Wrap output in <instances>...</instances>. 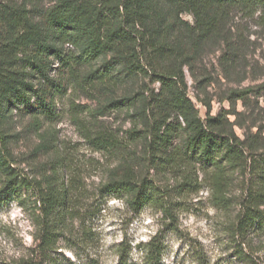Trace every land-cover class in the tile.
<instances>
[{
    "label": "rangeland",
    "instance_id": "rangeland-1",
    "mask_svg": "<svg viewBox=\"0 0 264 264\" xmlns=\"http://www.w3.org/2000/svg\"><path fill=\"white\" fill-rule=\"evenodd\" d=\"M58 0L28 2L31 17L44 22L45 12ZM25 0H0V10L17 9ZM164 4L170 18L173 8ZM0 12V46L11 36ZM5 20V19H4ZM179 20L194 25L191 14ZM180 24L171 42L184 57L188 95L202 118L208 111L222 117L228 133L244 142V147L264 150V12L238 7L207 41L195 46L196 34ZM67 51L78 53L72 47ZM113 62L106 55L83 67L82 76ZM51 77L65 91L56 94L57 115L45 119L39 132L31 126L32 116L18 109L6 115L0 129L8 136L14 166L32 180L43 181L58 169L59 178L72 191L73 214L65 220L58 252L43 256L37 250L39 204L33 192L21 198L0 201V264H13L30 258L33 264H118L122 249L130 252L131 264H145V246L154 237L164 246L163 264H264V220L244 238L237 234L243 176L231 174L229 204L218 203L201 163L179 171H163L161 162L148 159L145 131L153 113L162 118L171 109V96L162 84L143 74H132L117 64L111 76L115 85L80 84L53 58ZM173 60L171 64H174ZM35 80V79H34ZM40 88H48L36 80ZM51 97V95H49ZM135 97L130 108L107 107L113 100ZM36 100V98H35ZM173 112V113H172ZM141 132L139 135L132 131ZM112 133L122 141L116 149H103L94 138ZM44 136L58 150H35ZM141 136V137H140ZM138 137V138H137ZM181 132L174 145L183 146ZM124 163L138 175L151 180L153 201L135 213L125 196L101 193L111 172Z\"/></svg>",
    "mask_w": 264,
    "mask_h": 264
},
{
    "label": "trees",
    "instance_id": "trees-1",
    "mask_svg": "<svg viewBox=\"0 0 264 264\" xmlns=\"http://www.w3.org/2000/svg\"><path fill=\"white\" fill-rule=\"evenodd\" d=\"M34 1L41 0H25L17 9L0 10L11 36L0 46V125L7 114L18 109L32 116L31 126L39 134L45 119L57 115L56 94L65 88L51 77L53 58L77 82L94 87L115 85L111 71L117 64H124L130 73L160 82L162 89L169 91L171 109L176 113L174 119L169 111L162 118L153 113L145 131L151 164L156 166L160 160L163 171L174 172L201 163L213 195L218 203L226 205L231 201V174L238 171L243 176V189L237 198L241 206L237 234L244 238L264 220V150L244 147L235 133L227 132L222 117H213L210 111L206 119L201 117L188 95L184 63L180 62L184 53L171 42L175 28L188 25L179 20L181 14L194 17V25L188 28L196 34L198 47L221 29L233 9L243 6L264 12V0H58L45 12L43 23L31 17L27 3ZM163 3L173 8L176 17L170 18ZM66 45L78 53L67 51ZM106 55H113V62L81 75L83 67ZM36 80L48 88L38 87ZM135 100H113L107 107L130 110ZM181 132L186 134V142L174 145ZM40 137L37 153L58 150L57 143L51 145L44 136ZM94 140L103 149L122 145L116 135L107 132L97 134ZM15 162L8 136L0 129V201L19 199L24 191L36 195L40 211L36 251L51 256L58 252L62 226L74 211L69 205L72 191L59 178L58 169H54V175L37 181L25 176ZM150 183L148 177L141 178L131 164L124 163L111 172L100 190L102 194L127 197L133 211L140 213L153 201ZM163 253L164 246L154 236L145 246V264H163ZM130 261V252L123 248L118 264H131ZM13 264L33 262L22 258ZM250 264L263 263L251 259Z\"/></svg>",
    "mask_w": 264,
    "mask_h": 264
}]
</instances>
